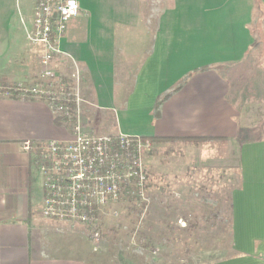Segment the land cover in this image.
<instances>
[{"label":"crops","instance_id":"obj_1","mask_svg":"<svg viewBox=\"0 0 264 264\" xmlns=\"http://www.w3.org/2000/svg\"><path fill=\"white\" fill-rule=\"evenodd\" d=\"M37 1L0 0V87L38 81L41 47L28 39ZM79 1L54 64L74 77L81 111L114 134L213 138L166 143L237 179L233 253L211 264H264V64L251 56L256 41L264 47V0ZM56 117L40 99L0 95V264H88L74 244L44 237L35 158L40 145L73 137ZM28 141L38 148L25 151Z\"/></svg>","mask_w":264,"mask_h":264},{"label":"rangeland","instance_id":"obj_2","mask_svg":"<svg viewBox=\"0 0 264 264\" xmlns=\"http://www.w3.org/2000/svg\"><path fill=\"white\" fill-rule=\"evenodd\" d=\"M251 56L262 67L263 45ZM62 76L74 88L73 78ZM83 109L80 119L74 116L65 124L72 133L79 123L85 132L114 134L106 129L111 122L88 118ZM189 158L181 143L154 145L143 156V196L126 192L92 228L50 221L44 237L58 247L74 244V253L88 264H211L230 257L231 193L237 179L223 163L210 165L198 153Z\"/></svg>","mask_w":264,"mask_h":264},{"label":"built area","instance_id":"obj_3","mask_svg":"<svg viewBox=\"0 0 264 264\" xmlns=\"http://www.w3.org/2000/svg\"><path fill=\"white\" fill-rule=\"evenodd\" d=\"M79 0H38L29 41L41 47L38 81L27 85L0 87L10 98L40 99L62 118L80 119L81 98L55 67V58L65 54L61 41L70 22L80 16ZM74 78V77H73ZM77 82L79 74L76 73ZM154 143L123 133L98 135L85 132L78 123L69 140H52L39 146L35 165L43 178L44 199L41 217L59 223L95 227L111 206L124 194L143 196L146 174L144 153ZM23 148L31 152L32 142ZM100 234H94L95 242Z\"/></svg>","mask_w":264,"mask_h":264},{"label":"trees","instance_id":"obj_4","mask_svg":"<svg viewBox=\"0 0 264 264\" xmlns=\"http://www.w3.org/2000/svg\"><path fill=\"white\" fill-rule=\"evenodd\" d=\"M259 42L256 41V46L258 45ZM6 87V86H5ZM171 93H165L163 95H161L156 103V111H155V115L159 116L160 113V107L163 104V102L168 99V97L170 96ZM57 121H66L68 119L62 118L61 116L56 117ZM143 140H150L153 143H169V142H181V141H194V142H205V141H212L214 140L213 138H178V137H141Z\"/></svg>","mask_w":264,"mask_h":264}]
</instances>
